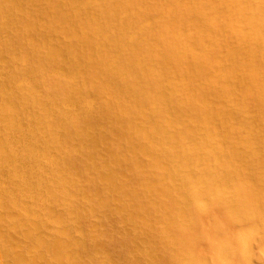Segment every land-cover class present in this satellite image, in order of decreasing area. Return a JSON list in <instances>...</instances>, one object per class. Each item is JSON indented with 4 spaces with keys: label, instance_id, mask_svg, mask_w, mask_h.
<instances>
[{
    "label": "bare ground",
    "instance_id": "1",
    "mask_svg": "<svg viewBox=\"0 0 264 264\" xmlns=\"http://www.w3.org/2000/svg\"><path fill=\"white\" fill-rule=\"evenodd\" d=\"M0 175V264H257L264 0H0Z\"/></svg>",
    "mask_w": 264,
    "mask_h": 264
},
{
    "label": "rangeland",
    "instance_id": "2",
    "mask_svg": "<svg viewBox=\"0 0 264 264\" xmlns=\"http://www.w3.org/2000/svg\"><path fill=\"white\" fill-rule=\"evenodd\" d=\"M0 179H4V180H2L3 182H6L7 181V178L6 177H2V175H0ZM31 241V240H30ZM257 242H259V241H252V243H251V256H252V262L254 261V260H256V262H257V264H264V257L263 258H261L260 256H261V254H260V252H261V250H259L260 248H259V243H257ZM30 245H32L31 243H30ZM252 245H253V247H252ZM233 246V245H232ZM113 248H114V245H113ZM260 251V252H259ZM113 254H115V253H113ZM235 256V251H233L232 250V256ZM254 256H255V258L256 259H254ZM114 259L115 260H117L118 258H115L114 257ZM261 259V260H260ZM259 260V261H258ZM2 263H3V261H1ZM253 264H255V263H253Z\"/></svg>",
    "mask_w": 264,
    "mask_h": 264
}]
</instances>
